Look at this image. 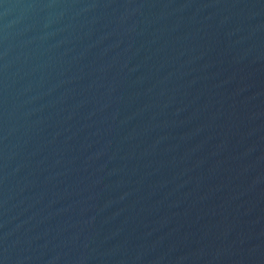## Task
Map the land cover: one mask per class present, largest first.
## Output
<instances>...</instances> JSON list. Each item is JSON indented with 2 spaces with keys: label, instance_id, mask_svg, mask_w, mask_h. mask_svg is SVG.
I'll return each mask as SVG.
<instances>
[{
  "label": "water",
  "instance_id": "obj_1",
  "mask_svg": "<svg viewBox=\"0 0 264 264\" xmlns=\"http://www.w3.org/2000/svg\"><path fill=\"white\" fill-rule=\"evenodd\" d=\"M0 264H264V0H0Z\"/></svg>",
  "mask_w": 264,
  "mask_h": 264
}]
</instances>
